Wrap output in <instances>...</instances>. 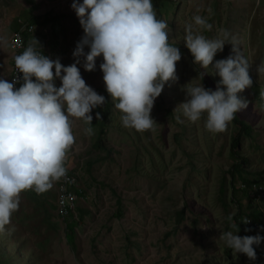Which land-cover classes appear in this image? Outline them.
Wrapping results in <instances>:
<instances>
[{
	"label": "rangeland",
	"instance_id": "rangeland-1",
	"mask_svg": "<svg viewBox=\"0 0 264 264\" xmlns=\"http://www.w3.org/2000/svg\"><path fill=\"white\" fill-rule=\"evenodd\" d=\"M72 3L0 0V35H6L11 46L16 28L35 18L28 41L36 39L41 48L36 45L37 51L69 66L84 35ZM152 4L156 18L168 25L169 44L181 53L178 79L166 83L154 102V130L123 127L121 113L105 93L99 68L103 58H97L93 72L84 70L81 59L82 78L106 103L92 110L90 125L70 117L75 139L65 167L77 179L72 216L58 215V182L43 194L22 192L18 210L0 232V259L7 256L10 264H257L242 253L228 252L219 237L227 231L240 236L243 227L246 235L264 238V233L242 223L246 217L264 214V73L257 71L264 62V0H152ZM195 15L206 18L212 29L195 25ZM189 24L209 39L222 37L225 31L230 34L213 65L234 55L233 37L250 65L253 84L237 94L247 108L236 116L251 126V133L242 135L238 155L231 151L240 130L235 120L225 132L213 134L205 127L206 113L193 123L175 111L186 100L185 85L192 81L216 91L220 81L213 65L203 69L194 63L184 43ZM10 46L0 47V78L7 80ZM55 86H61L59 79ZM178 115L183 123L177 122ZM89 127L91 135L85 132ZM236 164H242L241 172L233 168ZM244 180L263 188L254 192L262 195L258 200L242 187ZM259 247L264 264V239Z\"/></svg>",
	"mask_w": 264,
	"mask_h": 264
},
{
	"label": "clouds",
	"instance_id": "clouds-1",
	"mask_svg": "<svg viewBox=\"0 0 264 264\" xmlns=\"http://www.w3.org/2000/svg\"><path fill=\"white\" fill-rule=\"evenodd\" d=\"M71 7L84 33L72 54L75 62L64 66L59 58L43 55L36 48L39 41L33 38L22 54L14 56L15 78L11 82L0 78V232L18 210L22 192L46 193L54 182L66 177V155L75 139L70 117L90 125L92 110L106 103L105 97L82 78L78 67L81 59L84 70L93 72L97 58H103L99 68L106 91L121 113L122 126L137 132L154 130V102L166 83L178 79L176 64L181 53L169 44L168 25L156 18L152 0H73ZM193 20L200 29H212L200 15ZM229 35L225 31L222 37L209 39L196 34L189 24L184 43L194 63L207 69L217 52L229 43ZM230 44L234 55L213 65L220 77L217 90H206L191 81L184 86L185 102L175 109L193 123L206 113L205 127L213 134L225 132L236 113L247 108V102L237 94L253 84L248 60L234 37ZM8 46L9 38L0 35V47ZM257 71L264 73V62ZM57 79L61 81L58 88ZM261 96L264 98V93ZM100 118L97 113L96 119ZM176 120L183 123L179 115ZM85 132L91 135L93 129L86 128ZM242 223L249 221L244 219ZM231 226L239 231L236 224ZM219 239L234 253L254 261L253 245L258 246L264 238L240 237L227 231Z\"/></svg>",
	"mask_w": 264,
	"mask_h": 264
},
{
	"label": "built area",
	"instance_id": "built-area-1",
	"mask_svg": "<svg viewBox=\"0 0 264 264\" xmlns=\"http://www.w3.org/2000/svg\"><path fill=\"white\" fill-rule=\"evenodd\" d=\"M35 30V26L32 24H26L22 22V25L19 26L15 30V34L11 39V75L9 78V82L12 81L13 78L17 75V70L15 68L14 64V56L22 54V52L26 49V41L23 36L24 33H33ZM20 84H17L16 87L18 88ZM262 91L264 92V84L261 86ZM77 183L76 176L72 174L70 171L67 170L66 177L62 178L60 181H58V193H57V212L58 215L62 218L65 219L72 211V209L75 207L76 203V189L73 188L75 187L74 185ZM243 188H247L245 184L242 185ZM251 194L253 196H257L256 200L260 198L262 195L255 194L254 192H261L263 188L259 186L258 184H254L251 188ZM245 219H248L249 223H246L251 229H254L256 231H259L261 233H264V214H261L260 219H255V218H248L246 217Z\"/></svg>",
	"mask_w": 264,
	"mask_h": 264
},
{
	"label": "trees",
	"instance_id": "trees-1",
	"mask_svg": "<svg viewBox=\"0 0 264 264\" xmlns=\"http://www.w3.org/2000/svg\"><path fill=\"white\" fill-rule=\"evenodd\" d=\"M30 21L32 22V24H34L36 22V19L35 18H32V19H30ZM23 36H24L25 41H26V45L25 46L27 47L32 41H28V39H27V36H28L27 33H24L23 32ZM105 93L107 94V97H109L107 91H105ZM107 109L105 110V118H106V116L108 115V112H109ZM234 120L240 126V130H239L238 135L233 139V142H232V150L231 151H232V153L234 155H238L239 141H240V139H241V137H242L243 134H245V135L248 136L251 133V126L248 125L244 120L238 118L237 116H236V118ZM242 162H246V161H242ZM241 165L242 164H236V165L233 166V168L236 171L241 172V170H242V166ZM252 181L253 180H251V181L244 180V182L242 181V183L245 184L248 188H251L254 184H258L256 182H252ZM70 216H72V214H70ZM259 216H261L260 213L257 214V218L256 217H253V216H249L248 218L260 219ZM72 226L73 225L71 223H68V221H67V227L69 229H72ZM240 228H242L241 229L242 230V233L240 234V237L248 236V235H246V231L243 229V227H240ZM253 247H254L255 252H256V259L255 260H256L257 264H261L263 253L261 252V249H260L259 245L258 246L257 245H253ZM227 251L230 252L231 249L228 248ZM8 258L9 257L6 256L5 260L0 259V264H5V263H7V264L9 263L10 264V261H9Z\"/></svg>",
	"mask_w": 264,
	"mask_h": 264
},
{
	"label": "crops",
	"instance_id": "crops-1",
	"mask_svg": "<svg viewBox=\"0 0 264 264\" xmlns=\"http://www.w3.org/2000/svg\"><path fill=\"white\" fill-rule=\"evenodd\" d=\"M10 75H11V64H10V74H9V78H10ZM9 78H8V81H9Z\"/></svg>",
	"mask_w": 264,
	"mask_h": 264
}]
</instances>
